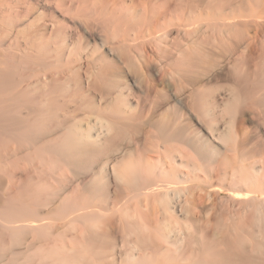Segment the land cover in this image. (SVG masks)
<instances>
[{
	"label": "rangeland",
	"instance_id": "1",
	"mask_svg": "<svg viewBox=\"0 0 264 264\" xmlns=\"http://www.w3.org/2000/svg\"><path fill=\"white\" fill-rule=\"evenodd\" d=\"M55 1L54 6L43 4L42 8L47 15L44 20L46 22L43 24L50 26V22L47 23V21L52 16V22L59 28L56 39L57 52H55L56 47L52 45L49 55H41L44 60L43 64L19 63L17 71L22 73L23 80L17 84L12 83L11 88L0 93V105H12L15 114L34 119L32 117L34 113L28 114L23 100L14 103L7 99L20 91H28L30 100L35 97L33 106L37 107V101H40L41 108L55 107L53 109L56 110L57 115L56 120L47 122L48 125H53L52 129L49 128L51 132L46 133L39 139V142L33 144H24L10 133H0V210H3L8 203L11 204L10 198L16 199L17 201H12V199L11 201L13 204L19 202L18 206H21V203L26 204V208L32 206L34 207L32 210L28 209L32 211L31 215L29 211L25 210L26 208L24 214H27L26 217L30 216L29 218L35 222L38 220L34 223H39L41 228V235L39 233L35 237H28L30 235L28 233L25 243L27 246H23L26 256L24 254L25 257L20 258L21 261L26 264L28 261L30 264H92V262L93 264L94 262L98 264H136L135 262L140 257L139 260L146 258V262L150 261L147 264H187L188 262V264H193L192 259L194 261L210 260L209 253H215L214 251L218 247H220L219 250L224 249L227 245L224 240L230 238L231 246L234 244L232 241H235L232 248L234 252L238 251L237 248L236 250L234 248L241 245V248L238 247V249L245 251L252 264H264V196H255V194L248 196L245 186L243 193L229 195L231 193L230 186L234 182L238 183V178L241 176L242 179L248 178L250 175H256L252 178H258L264 174V87L257 88L254 82V79L258 77L257 69L264 63V35L259 33L253 38L243 57L244 53L238 51L233 55L230 51L231 55L228 54V51L220 50V52L222 51L220 53V48L216 49L213 42H210L213 40L215 43L222 37L221 31L226 29L224 27L228 23H233L235 27L236 23L244 17L239 14L245 10L250 13L252 8V15L247 16L248 21L264 23V13L253 14L257 8H263L264 0H231V2L229 0V2L227 0H166L172 13L169 10L164 20H159L160 25L151 28L148 27V22L143 21L149 16L151 6L145 0ZM162 1L157 0V5ZM224 3H231L232 6H225ZM243 3L246 8L236 7L242 6ZM223 6L226 7L224 11ZM229 8L231 10H228ZM229 13L236 14L228 16ZM5 28L3 24H0V41L9 43V38L5 34L3 35ZM254 30L251 26L248 30L246 29V32L253 36ZM233 32V29L228 30V33L233 34ZM163 37H166L165 41ZM228 37H232V35ZM46 39L47 37L44 38L45 41ZM23 43L20 41L19 44ZM195 44L196 46L193 47L198 46L196 49H200L199 51L206 55L202 61L204 64L200 62L199 69L183 71L182 78L184 79H180V82L184 81L180 83L176 79V82L172 79V76H177L174 73L176 65L183 64L184 61L181 62V59L185 60L186 58L185 56L184 58L181 56V58L180 55L188 53L192 49L191 46ZM10 45L12 51L10 53L15 56L19 50L11 40ZM188 45L190 49L187 47ZM199 45L203 50L199 48ZM33 49H35L34 46ZM1 50L0 47V61H7L9 57H6L5 51ZM179 50L183 53L180 54ZM24 51L34 56L31 49L24 48ZM133 51L136 54L142 53V58L140 57L143 59L142 63L137 59H132L134 60L132 61L133 66L127 67L122 64L120 54L132 55ZM247 56L249 59L246 63L242 58L246 60ZM105 59L109 63H106ZM237 61L241 64V66L238 64L240 73L249 76V82H242V85H239L241 83L234 74V70L237 69H234ZM55 69H58L57 72ZM107 70H111L110 75L114 74L113 77L111 76L112 79L106 80L102 77L103 74H100ZM136 75L139 77L137 78ZM45 76H50V79H44ZM178 76L177 78H180ZM55 82L57 83L54 84ZM137 83L139 84L137 85ZM143 83L145 84L142 85ZM194 83L196 87L198 86V91L200 90L203 94V107L196 103L197 106L195 98L194 100L192 98L190 91L193 86L195 87ZM115 85L116 87H112ZM119 89L124 96L121 103H116L115 95ZM108 91L111 93L109 94ZM115 91L117 92L115 93ZM118 108L125 110L126 115L131 116V119L128 120L125 116L124 121L134 127L135 133L132 137L137 141L134 144L137 146H132V156L128 153L122 154L117 159V163L122 164L126 160L138 163L141 157L145 158L146 164L155 165L157 174L159 171L166 173L162 182L169 185L167 190L169 196H159L158 191H151L147 196L114 194V188L122 186L121 183L111 184L110 195L105 196L102 200H100L101 196H86L82 188L96 175L89 170L91 173L86 171L75 176V172H71L73 170L71 166L66 163L64 165L63 160L57 159L58 157H55L53 153L43 151L49 141L64 139L65 134H73L77 128L91 131L93 137L96 136L99 132V120L115 122L117 119L118 121L123 119V115L115 113H121ZM42 119L41 117L40 120L42 121ZM159 119L166 121L169 131H176L180 135L166 143L168 145L165 148H163L162 140L157 139L156 141L153 134L150 133L153 128L150 127V123L153 125ZM210 123L216 130L215 132L211 127L212 131L214 130L213 136L212 131L209 130ZM67 131L68 133H66ZM153 131L151 132L155 134ZM179 131L181 133L184 131L185 134L181 135ZM102 135L101 133L100 139H102ZM226 136L230 138L228 143H226V139H228ZM193 137L203 143L209 142L210 145L215 146L214 148L218 152L216 154L223 153L225 159H217L213 164L206 165L207 167L199 166L198 161H192L187 155L189 153L182 151V147L186 149L187 146L190 150L195 151L191 144ZM221 137H224L225 140L223 141ZM153 138L154 140H152ZM227 146L234 147V151L226 150ZM171 156L175 160L174 162L171 161ZM99 163L93 164L96 167L94 170L98 169ZM61 178L64 179V183L61 182ZM41 187H43L42 190ZM63 187L65 192L61 189ZM176 188L183 191L181 196L173 195ZM73 189L74 191H72ZM220 189H223L221 194L218 193ZM50 190L64 193L61 196H47L51 192ZM189 191L191 195L206 194L202 197L197 196V199L195 196L196 202L189 199L190 197L194 200ZM45 194L47 195L45 196ZM66 199H70V201L68 200V202ZM185 199H187V204ZM62 200H66L71 206L68 207L69 209L64 208L66 211L60 209ZM59 211L61 215L58 213ZM144 225L148 226L147 231H145ZM150 230L152 233L149 232ZM92 231L93 234L95 233L94 235ZM88 235H93L91 239L95 241L98 238V241L96 239L97 242H91L90 238L88 240L90 237ZM143 235L146 239V241L143 239L144 243L140 242ZM146 236L150 238L149 241ZM165 236H168L170 240L167 238L169 240L167 241ZM152 239L157 241L153 242ZM176 239L177 241H175ZM89 242L91 244H88ZM158 242L162 243L158 245ZM171 242L173 245L169 244ZM236 242H238L237 246H235ZM152 243L154 246L151 245ZM28 244L31 245V248ZM143 244L146 245V249L142 248ZM141 245L140 249L138 246ZM135 247L138 248L135 250ZM140 250L145 251L142 253ZM75 251L79 253L80 257H76L77 261L73 258ZM132 251L135 258L130 261L129 253L131 254ZM33 252L34 254H32ZM200 253H204L202 254L204 256ZM30 256L34 258L33 261ZM205 256L207 257L205 258ZM26 258L29 260L26 261ZM139 264H143V262Z\"/></svg>",
	"mask_w": 264,
	"mask_h": 264
},
{
	"label": "bare ground",
	"instance_id": "2",
	"mask_svg": "<svg viewBox=\"0 0 264 264\" xmlns=\"http://www.w3.org/2000/svg\"><path fill=\"white\" fill-rule=\"evenodd\" d=\"M148 3L151 4L150 6V10H149V16L145 18V20H143L144 22H148V27L151 28L152 26H157L160 25V21L159 20H164L166 14H168L169 12V5L168 2H166V0H161L162 3H160L159 5H157V0H145ZM169 1V0H167ZM228 1V0H227ZM231 2V0H229ZM228 1V2H229ZM160 2V1H159ZM56 3L55 0H0V24H3L6 28L3 30V35L5 34V36H7L9 39V43L6 42H2L0 41V47L2 48V52H4V54L6 53V57H11L10 52L11 51V45H10V40L16 44L19 52H16L15 56L14 54H12L11 59L7 58V61H0V93L2 91H4L5 89L7 90L8 88H11L12 83L17 84L19 82H21L23 80L22 78V73H18L19 71H17V65L21 62L25 63H34L36 65H38V63L43 64L44 60L42 59L41 55H49L51 46L54 45L53 47H56L55 52H57V48L58 46H56V39H57V33L59 31V28L56 27V24H54L53 18L51 16V18L49 19L48 22H50V26H46L45 24H43V22L45 23L46 20L45 18L47 17L46 13H44V9L42 8L44 5L43 4H48V5H53ZM58 4V3H57ZM225 4V3H224ZM226 5H231V3H226ZM235 5V4H234ZM237 5V4H236ZM245 3H243V5H238L236 7L240 8V7H244L246 8V6H244ZM232 6V5H231ZM228 7V6H227ZM69 9V8H68ZM175 9V8H173ZM223 11L226 9V7H222ZM172 10V9H171ZM170 10V11H171ZM228 10H231L230 8ZM172 13V11H171ZM264 13V6L263 8H257L253 14L257 15V14H262ZM49 14V13H48ZM106 14V13H105ZM236 13H229L228 16L234 15ZM252 15V8L250 10V13L248 11H243L241 14H239L240 16H244L243 18H241V20H239L235 27L233 23H228L227 25H225L224 28L226 29H233L234 32L233 34L228 33V30H222L221 31V38L217 39L216 42L214 43V41L212 40V38L210 37V39L213 42V44L217 47L216 49H219L222 51H228V54L232 55L238 52L244 53L246 51V49L248 48V46L251 45L253 38L257 36V34L260 33V35H264L262 34L264 31V23L260 22V21H248L247 20V16L248 15ZM51 15V14H49ZM48 25V24H47ZM253 26L254 30V35L251 36L249 35L248 32H246V29L248 30L249 27ZM58 28V29H57ZM128 28H130L128 26ZM235 28V29H234ZM124 30V29H123ZM127 31V29H125ZM114 31V30H113ZM112 31V32H113ZM230 32V31H229ZM62 35V34H61ZM232 37H228V36ZM47 37L46 41L44 40V38ZM67 37V36H65ZM69 37V36H68ZM167 37V36H166ZM163 37L164 41L165 38ZM236 39H234V38ZM49 38V39H48ZM66 39V38H65ZM236 41H234V40ZM44 40V41H43ZM62 40V39H61ZM67 40V39H66ZM161 40V39H159ZM234 42H232V41ZM20 41H22V45H20ZM163 42V40H162ZM205 42V41H203ZM160 43V41H159ZM164 43V42H163ZM201 42H199L200 44ZM206 43V42H205ZM204 43V45H205ZM65 44V43H64ZM158 44V43H157ZM58 45V44H57ZM62 45V44H61ZM120 45V44H119ZM122 45V43H121ZM201 45H203V43H201ZM33 46L35 47V49H33ZM78 46V45H77ZM116 46V45H115ZM128 46V45H127ZM192 45V49L189 48V45L187 46L189 49V52L186 54H182L183 52L181 50H179L180 57L182 56L184 58V56L186 57L185 60L181 59L180 65L179 63H177L179 66L176 65V71H172L174 72L177 76L179 75L180 78H177V76H172V79H174L176 82L178 79L179 82L184 79L182 78V72L183 71H189V70H193L195 68L199 69V63L201 62V64H204L202 61L204 58V56H206L205 54L203 55L198 49L194 48ZM208 46V45H206ZM205 46V48H206ZM212 46V45H211ZM214 46V47H215ZM136 47V46H134ZM143 47V46H142ZM186 47V48H187ZM219 47V48H218ZM24 48H29L31 49V51L34 53V56H31V53L24 51ZM117 48V47H116ZM120 48V47H119ZM127 48V47H126ZM125 48V49H126ZM199 48L202 49V46L199 45ZM204 48V46H203ZM5 49V50H4ZM79 49V48H78ZM118 49V48H117ZM124 49V47H123ZM136 49V48H135ZM142 49V48H141ZM161 49V48H160ZM74 50V49H73ZM119 50V49H118ZM117 50V51H118ZM122 50V49H121ZM128 50V49H127ZM137 50V49H136ZM146 50V49H145ZM187 51V49H185ZM203 50V49H202ZM205 50V49H204ZM208 50V49H206ZM212 50V48H211ZM83 51V50H82ZM214 51V49H213ZM221 51V52H222ZM229 51L231 53H229ZM140 52V51H138ZM142 52V51H141ZM208 52V51H207ZM206 52V53H207ZM220 52V53H221ZM15 53V52H14ZM120 53V52H119ZM118 53V54H119ZM122 53V52H121ZM146 54V52H144ZM164 53V52H163ZM205 53V52H204ZM210 53V52H209ZM213 53V52H212ZM211 53V54H212ZM246 53V52H245ZM244 53L243 56H245L246 54ZM250 53V52H247ZM2 54V53H1ZM9 54V55H8ZM127 54V53H125ZM130 54V53H129ZM218 54V53H217ZM224 54V53H223ZM226 54V53H225ZM57 55V54H56ZM162 55V54H161ZM14 56V58H13ZM69 56V55H68ZM118 56V55H117ZM120 56H122L120 58V60L122 61V64L128 66H133V62L134 60H143L141 59L142 57V53H132V55H127L124 56L123 54ZM147 56V55H145ZM179 56V55H178ZM209 56V55H208ZM218 56V55H217ZM59 57V55L56 57ZM141 57V58H140ZM149 57V56H148ZM228 57V56H227ZM232 57V56H231ZM150 58V57H149ZM207 58V57H206ZM218 58V57H217ZM264 58V57H263ZM4 59V58H3ZM134 59V60H132ZM146 59V58H145ZM144 59V60H145ZM233 59V58H232ZM235 59V58H234ZM241 59V58H240ZM244 59V61L246 62L249 58L247 56V59L245 60V58H242V60ZM81 60V59H80ZM106 60V59H105ZM207 60V59H206ZM240 60V61H242ZM228 61V60H227ZM232 61V60H230ZM178 62V61H177ZM243 62V61H242ZM264 62V60H263ZM106 63H109V61ZM135 63V62H134ZM138 63V62H137ZM142 63V61H141ZM144 63V62H143ZM231 63V62H230ZM247 63V62H246ZM48 64V62H47ZM136 64V63H135ZM173 64V63H172ZM175 64V63H174ZM233 64H235L233 62ZM238 64H240L239 61H237V64H235V68L236 70H234V74L236 75L237 80L239 81V85H242L243 83H247L249 82V76L240 73L241 71H239V67ZM243 64V63H242ZM245 64V63H244ZM261 64V63H260ZM55 65V64H54ZM105 65V63H104ZM107 65V64H106ZM111 65V64H110ZM140 65V64H138ZM208 65V64H207ZM109 66V65H107ZM115 66V65H114ZM137 66V64H136ZM204 66V65H203ZM210 66V65H209ZM206 66V67H209ZM232 66V67H233ZM249 66V65H248ZM106 67V66H105ZM143 67V66H141ZM211 67V66H210ZM109 68H112L111 66H109ZM120 68V67H119ZM138 68V67H137ZM258 68V66H257ZM54 69V68H53ZM52 69V70H53ZM132 69V68H131ZM140 69V66H139ZM56 70V69H55ZM58 70V69H57ZM56 70V72H57ZM106 70V69H105ZM54 71V70H53ZM137 71V70H136ZM140 71V70H138ZM165 71V70H164ZM207 71V70H206ZM104 73H100L103 74V78L107 79H112L111 76L113 77L114 74L110 75L111 70L110 71H103ZM121 72V71H120ZM131 72V71H130ZM134 72V71H133ZM162 72V71H161ZM171 72V73H172ZM257 78L254 79L255 82V86L258 87H264V63L261 64V67L257 69ZM55 73V71H54ZM137 73V72H136ZM141 73V71H140ZM145 73V72H144ZM185 73V72H184ZM203 73V72H202ZM97 74V73H96ZM116 74V71H115ZM163 74V73H162ZM233 74V72H232ZM247 74V73H246ZM66 75V74H65ZM121 76V74H119ZM135 75V74H134ZM51 77L53 75H50ZM50 76H45L44 79H50ZM178 76V77H179ZM100 77V76H99ZM115 77V76H114ZM137 77V75H136ZM139 77V76H138ZM137 77V78H138ZM176 77V78H175ZM185 77V74H184ZM97 78V77H96ZM118 78V77H117ZM136 79V78H135ZM181 79V80H180ZM121 80V79H120ZM119 80V81H120ZM149 81V79H147ZM189 80V78H188ZM56 81V80H55ZM101 81V80H100ZM117 81V80H116ZM145 81V80H144ZM184 81V80H183ZM182 81V82H183ZM173 82V81H172ZM174 82V83H176ZM180 82V83H182ZM236 82V81H234ZM57 82H55L54 84H56ZM97 83V82H96ZM152 83V82H151ZM51 84H53L51 82ZM100 84V82H99ZM139 83H137L138 85ZM145 83H143L142 85H144ZM167 84V83H166ZM235 84V83H234ZM102 85V84H101ZM104 85V84H103ZM114 85V84H113ZM118 85V84H117ZM127 85V84H126ZM178 85V83H177ZM181 84H179V87ZM183 85V84H182ZM186 85V84H185ZM184 85V86H185ZM195 85V83H194ZM67 86V85H66ZM148 86V85H147ZM164 86V85H163ZM167 86V85H166ZM175 86V85H174ZM183 86V87H184ZM193 86V85H192ZM200 86V85H199ZM56 87V86H55ZM112 87H116L112 86ZM111 87V88H112ZM158 87V86H157ZM177 87V86H176ZM198 87V86H197ZM193 86L191 92L192 98L194 100L195 98V104L197 103L199 106L203 107V99H202V92H200V90L198 91V88ZM211 87V86H210ZM240 87V86H239ZM99 88V87H98ZM101 88V87H100ZM123 88V87H121ZM142 88V87H141ZM152 88V87H151ZM156 88V87H155ZM217 88V87H216ZM238 88V87H237ZM260 88V89H261ZM102 89V88H101ZM100 89V90H101ZM132 89V86H131ZM178 89V88H177ZM176 89V91H177ZM185 89V88H184ZM205 89V88H204ZM210 89V88H209ZM209 89H207L209 91ZM118 90V89H117ZM130 90V89H129ZM157 90V89H156ZM162 90V89H161ZM181 90V89H179ZM186 90V89H185ZM243 90V89H242ZM172 91V90H171ZM184 91V90H183ZM117 91H115L116 93ZM175 92V91H174ZM200 92V93H199ZM259 92V91H258ZM109 93V91H108ZM107 93V94H108ZM111 93V92H110ZM109 93V94H110ZM129 93V92H128ZM127 93V94H128ZM149 93V92H148ZM161 93V92H160ZM163 93V92H162ZM176 93V92H175ZM182 93V91H181ZM186 93V92H185ZM189 93V91H188ZM205 93V92H204ZM180 94V93H179ZM254 94V93H253ZM256 94V93H255ZM153 95V94H152ZM248 95V94H247ZM117 96H119L120 98H116ZM124 94L123 92L119 89V92H117V94L115 95V99L117 100V102H122V98H123ZM126 96V95H125ZM184 96V95H183ZM182 96V97H183ZM207 96V95H205ZM249 96V95H248ZM153 97V96H152ZM155 97V96H154ZM33 98V97H32ZM159 98V97H158ZM208 98V97H207ZM11 102L17 103L21 100H23L25 107L28 109V114L30 113H34L32 117H34V119H29L27 117H23L20 114H15L13 112L12 109V105H0V133L1 132H5V133H10L12 134L14 137H16L20 142L24 143V144H30V143H34V142H39L40 138L45 136L46 133L51 132L49 130L52 129L53 125H48L47 122L50 120H56L55 118H57L56 115V110L53 109L55 107H46V108H41V106L39 105L40 101H37L38 106L35 107L33 106V102L35 100L31 99L33 101L30 100L29 98V94L28 91H20L19 93L13 94L11 95L9 98ZM155 99V98H154ZM190 99V96H189ZM215 99V98H214ZM262 99V97H261ZM205 100V99H204ZM209 101V100H208ZM212 101V100H211ZM261 101V100H260ZM259 101V102H260ZM156 102V100H155ZM207 102V101H206ZM258 102V103H259ZM187 103V102H186ZM264 103V102H263ZM196 104V105H197ZM203 104V105H202ZM197 105V106H198ZM153 106V105H152ZM213 106V105H212ZM234 106V105H233ZM155 107V106H154ZM195 108V107H194ZM205 108V107H204ZM203 108V109H204ZM210 108V107H209ZM233 108V107H232ZM231 108V110H232ZM120 110L121 113L119 112H115L116 114H121L123 115V119L118 121V117L116 118L117 121H100L99 120V132L96 134V136L93 137V135L91 134V131H88L86 129H81V128H77L73 134H68L66 135L65 133V138L64 139H60V140H52L49 141L46 145V147L43 149V151L45 150V152H51L53 153V155H55V157H58L57 159L63 160L64 165L65 163L69 166H71L73 168V170L71 172H75V176L78 175V173H83V172H90L89 170L92 171L93 174H95V178L91 179L90 181L87 182V184H85L83 186V191H84V195L86 196H101L100 200H102L105 196H109L110 195V185L115 183L118 185V183H121L122 186H117L118 188H114V194L117 193L118 195H125V196H129L130 194H141L142 196H147V194L151 191H158L160 193L159 196H169L170 194L167 193V190L169 189V185L168 184H164L162 182L163 177H165L166 173L164 171H159L158 175L156 173V167L155 165H151V164H146L147 162H145V158H140V160H138V163H135L133 161H127L122 163V164H118V158L119 156L122 154H126L128 153L130 156H132V146L134 144L137 143V141H135V139L133 140V134L135 133V129L134 127H131V125L128 124V122L124 121L125 120V116L127 117L126 120H128L131 116H129L128 114L126 115L125 110H122L120 108H118ZM200 109V108H199ZM205 110V109H204ZM208 109H206L207 111ZM230 110V109H229ZM114 111V110H113ZM209 111V110H208ZM203 112V110H202ZM43 118L42 121L40 120L41 117H39L40 115ZM129 116V117H128ZM137 117V116H136ZM203 117V116H202ZM213 118V117H212ZM131 119V118H130ZM141 119V118H140ZM201 119V117H200ZM216 119V118H215ZM112 120V119H111ZM218 120V119H217ZM234 120V119H233ZM45 121V123H44ZM202 121V120H201ZM204 121V120H203ZM97 122V121H96ZM214 122V121H213ZM211 122V123H213ZM226 122V121H225ZM231 122V121H230ZM131 123V122H130ZM133 123V121H132ZM154 123V122H153ZM209 124L211 126L209 130L212 131V128L215 130L214 127H212V124ZM216 123V122H215ZM207 125V124H206ZM228 125V124H227ZM56 126V125H55ZM136 126V125H135ZM208 126V125H207ZM225 126V125H224ZM80 127V126H79ZM150 127L152 128V130H154L153 132H155L156 136L154 133H152L151 130L150 133L153 134L154 138L156 139H161L163 142V148L166 147V143L170 142L171 140H173V138H176L177 136L179 137L180 135H178V133H176V131H169L168 126L166 124V121H164L163 119H159L157 120V122H155L153 125H151L150 123ZM208 127V128H209ZM212 127V128H211ZM219 127V126H218ZM67 128V127H66ZM136 128V127H135ZM207 128V127H206ZM141 129V128H140ZM71 130V129H70ZM69 130V131H70ZM138 130V129H137ZM214 130L212 131V136L214 135ZM149 132V131H147ZM216 132V130H215ZM68 133V131L66 132ZM71 133V131L69 132ZM101 133L103 134L102 139H100V135ZM179 133L185 134L184 131L183 133H181V131H179ZM151 134L150 137H151ZM188 134V133H187ZM190 135V132H189ZM211 135V133H210ZM186 136V135H185ZM225 136V135H224ZM191 137V136H190ZM60 138H63L60 136ZM136 138V137H135ZM149 138V137H148ZM154 138L152 140H154ZM186 138V137H185ZM223 141L225 140L224 137ZM226 143H228L227 141L230 140L229 137L226 136ZM59 139V138H58ZM137 139V138H136ZM188 139V138H187ZM233 139V138H231ZM221 140V139H220ZM155 141V142H156ZM179 141V140H177ZM205 141V140H204ZM187 142V141H186ZM193 142V143H192ZM192 147L195 151L190 150L188 148L183 149L185 147H182V151H184L185 153H189L187 154L192 161H198L199 162V166L201 165H208V164H213L214 161H216L217 159L220 160H224L225 156L223 153H220L219 155L216 154L217 150L208 143H203L202 141H199L196 138H192ZM183 144V143H182ZM154 145H156V143H154ZM184 145V144H183ZM222 145V144H221ZM137 146V145H136ZM134 145V147H136ZM185 146V145H184ZM190 147V146H189ZM226 150H233L234 151V147H225ZM137 149V148H136ZM220 149V148H219ZM224 150V151H226ZM220 151V150H219ZM218 153V152H217ZM227 153V152H226ZM217 155V156H216ZM103 157V158H101ZM168 157V156H167ZM219 157V158H218ZM101 158V159H100ZM100 159V160H99ZM171 161H175L173 159V157L171 156ZM99 160V161H98ZM227 160V159H226ZM98 161V162H96ZM100 162V163H99ZM99 163V167L97 170H94V165L93 164ZM98 166V165H97ZM60 167V166H59ZM195 167V166H194ZM207 167V166H206ZM68 168V167H67ZM96 169V167H95ZM70 170V169H69ZM94 171V172H93ZM91 173V172H90ZM89 174V173H88ZM91 174V175H93ZM259 174V172H258ZM261 174V173H260ZM252 176H256V175H250L248 178L244 177V179L238 178L239 182H234L229 190H230V194L231 196H234L233 194H240L243 193L244 190V186L246 188V194L248 196L255 194V196H264V174H262L261 176L254 177L252 178ZM62 179V183H64V179ZM58 182V181H57ZM64 185V184H63ZM61 185V186H63ZM43 189V187H41V190ZM48 189V188H47ZM63 189V191L65 190L64 187L61 188ZM45 190V188H44ZM52 190V189H51ZM50 190V191H51ZM58 190H60V188L58 187ZM58 190H53L51 191L48 195L45 194V196H61V194H63L61 191ZM76 190V189H75ZM223 189H220V191H218V193H222ZM74 191V189L72 190ZM82 191V192H83ZM46 192V191H45ZM60 192V194H59ZM48 193V192H46ZM183 193L182 190H177L174 189L173 191V195L175 196H181V194ZM190 195L191 192L189 191ZM59 194V195H58ZM72 194V193H71ZM82 194V193H81ZM206 193L204 194H192L191 196L193 197L194 200H192V198L189 197V199H191V201H196L195 198L197 199L198 197H202L205 196ZM36 195V194H35ZM82 195V196H84ZM38 196V194L36 195ZM40 196V195H39ZM69 196V195H68ZM71 196H76V195H71ZM188 197V195H185ZM196 196V197H195ZM209 196V193H208ZM186 197V198H187ZM195 197V198H194ZM163 198V197H162ZM180 198V197H179ZM10 198V202L11 204L8 205L3 209L0 210V264H26L24 261H21L20 258H24L26 256L25 251L23 250V248L27 245H25V243L27 242V236L30 237H35L36 235H39V233L41 232V228L39 223L35 224L38 220H32V218L30 219L29 217H26L27 214H24L25 210H27V212L29 211L28 209H33L34 207L30 206L29 208H26V204L21 203L22 205L19 207L17 202V206L16 204H13L12 201H17L16 199H12ZM72 199V198H71ZM184 199V198H183ZM200 199V198H198ZM262 199V197H261ZM37 200V199H36ZM67 200V199H66ZM62 200V204H60L61 206H58L60 209H66V208H70L71 206H69L68 202L70 201V199H68L66 202ZM72 201V200H71ZM91 201V200H90ZM186 204H187V199H185ZM202 201V200H200ZM36 202V201H35ZM61 202V201H60ZM197 202V201H196ZM160 203V202H159ZM72 204V202H71ZM70 204V205H71ZM193 204V202H192ZM195 204V202H194ZM34 206V205H33ZM37 206V205H36ZM194 206V205H192ZM257 206L259 207V205L257 204ZM23 207V208H21ZM28 207V204H27ZM182 207V206H181ZM185 208V206H183ZM257 207V208H258ZM26 208V209H25ZM68 208V209H69ZM1 209V208H0ZM25 209V210H24ZM64 209V211H66ZM67 209V210H68ZM194 210V208H192ZM30 210V211H31ZM29 214L32 213V211ZM34 211V210H33ZM36 211V210H35ZM38 211V210H37ZM193 212V211H191ZM190 212V213H191ZM196 212V210L194 211V213ZM60 213V211L58 212ZM64 213V212H63ZM196 214V213H195ZM31 215V214H30ZM61 215V213H60ZM143 215V214H142ZM141 215V216H142ZM33 216V215H32ZM144 216V215H143ZM142 216V217H143ZM151 216V215H149ZM29 218V219H28ZM35 219V218H34ZM146 219V218H145ZM33 221V223H32ZM35 222V223H34ZM108 223V222H106ZM144 223V222H143ZM142 223V224H143ZM113 224V223H112ZM106 225V224H105ZM105 225L103 226V228L105 227ZM186 225V224H185ZM188 225V224H187ZM108 226V225H107ZM94 227V226H93ZM99 227V226H98ZM264 227V226H263ZM100 228V227H99ZM140 228V227H139ZM143 228V227H142ZM184 228V226H183ZM187 228V227H186ZM194 228V227H193ZM138 229V227H137ZM144 229L145 231L148 230V226L144 225ZM191 229V228H190ZM223 229V228H222ZM90 230V229H89ZM96 230V229H95ZM136 230V229H135ZM141 230V229H140ZM139 230V231H140ZM134 231V230H133ZM137 231V230H136ZM144 231V230H143ZM144 231V232H145ZM229 231V230H228ZM99 232V231H98ZM97 232V233H98ZM135 232V231H134ZM141 232V233H144ZM149 232L152 233V231L150 230ZM154 232V231H153ZM159 232V231H158ZM196 232V230H195ZM29 233V234H28ZM132 233V232H131ZM155 233V232H154ZM153 233V235H154ZM168 233V232H166ZM188 233V232H187ZM93 234V231H92ZM95 234V233H94ZM93 234V235H94ZM156 234V233H155ZM170 235V233H168ZM41 235V233H40ZM84 235V233H83ZM93 235L88 237V240L90 238L91 242H95L96 239L98 241V238H94L95 241L91 238H93ZM101 235V234H99ZM137 235V233H136ZM135 235V236H136ZM148 235V234H147ZM224 235V234H223ZM98 236V235H97ZM96 236V237H97ZM155 236V235H154ZM157 239L159 237L158 233H157ZM95 237V236H94ZM130 237V236H129ZM139 237V235H138ZM147 237V236H146ZM166 237V236H165ZM164 238V241L167 242L170 240V238L167 236L166 240ZM218 237V236H217ZM225 237V236H224ZM109 238V237H108ZM152 238V237H151ZM169 238V240L167 239ZM220 238V237H219ZM83 239V238H82ZM85 239V238H84ZM144 239V235L141 239L140 242H143ZM150 238L147 237V240L149 241ZM162 239V237H161ZM216 239V238H215ZM225 239V238H224ZM29 240V239H28ZM87 240V241H88ZM93 240V241H92ZM103 240V239H102ZM140 240V239H139ZM156 240V239H155ZM154 240V241H155ZM218 240V239H217ZM230 238L229 239H225L224 242L227 243V245H225L226 247L224 249H218L216 248V250L214 251L215 253H209L210 255V260L204 259L202 260H197L194 261L191 257V261L193 264H252L250 262V259L247 257V255L245 254L244 250L238 249L241 248V245L238 247H235L234 249L236 250L237 248V252H234L232 250L235 241L232 243L231 246V242H230ZM234 240V239H233ZM86 241V242H87ZM96 241V242H97ZM129 241V240H128ZM133 241V240H132ZM136 241V240H135ZM144 241H146V239H144ZM153 241V239H152ZM150 240V242H152ZM153 241V242H154ZM157 241V240H156ZM163 241V240H162ZM163 241V242H164ZM173 241V240H171ZM177 241V239L175 240ZM219 241V240H218ZM214 242H216L214 240ZM28 243H30L28 241ZM136 243V242H135ZM147 243V242H146ZM145 243V244H146ZM159 243V242H158ZM162 243V242H161ZM161 243H159L158 245H160ZM173 242L169 243L172 244ZM175 243V242H174ZM222 243V242H221ZM220 243V245H221ZM32 244V243H30ZM28 244L31 248V245ZM87 244V243H86ZM88 244H91L90 242ZM93 244V243H92ZM134 244V243H133ZM143 244L144 246H138L144 249H146V245ZM166 244V243H165ZM176 244H178V242H176ZM207 244V243H206ZM212 244V243H210ZM224 244V243H223ZM238 242H236L237 246ZM102 245V244H101ZM151 245L154 246V243H152ZM163 245V244H162ZM173 245V244H172ZM24 246V247H23ZM137 246V245H135ZM150 246V245H148ZM147 246V247H148ZM155 246H157L155 244ZM177 247V245H174ZM208 246V244H207ZM222 246V245H221ZM34 247V246H33ZM135 247V250L136 248ZM160 247V246H159ZM35 248V247H34ZM87 248V247H86ZM98 248V247H97ZM100 248V247H99ZM133 248V246H132ZM156 248V247H155ZM205 248V246H204ZM207 248V247H206ZM214 248V249H215ZM223 248V247H222ZM26 249V248H25ZM78 249V248H77ZM96 249V248H95ZM202 249V248H201ZM218 249V250H217ZM33 251V248L31 249ZM37 250V249H35ZM34 250V252H35ZM134 250V248H133ZM200 250V249H199ZM204 250V249H203ZM210 250V249H208ZM213 250V249H212ZM142 251V250H140ZM145 251V250H143ZM142 251V253H143ZM201 251V250H200ZM211 251V250H210ZM34 252L32 254H34ZM38 252V251H37ZM40 252V251H39ZM147 252V251H146ZM207 252V251H206ZM28 253V252H27ZM133 251L131 252L130 255V261L133 260V258H135V254H132ZM148 253V252H147ZM264 253V252H263ZM25 254V256H24ZM52 254V253H51ZM54 254V253H53ZM77 254V255H76ZM201 254V253H200ZM204 254V253H202ZM201 254V255H202ZM28 255H30L28 253ZM101 255V254H100ZM200 255V257H201ZM206 255V254H205ZM208 255V253H207ZM35 256V255H32ZM39 256V255H38ZM56 256V255H54ZM92 256V255H91ZM190 256V255H189ZM199 256V255H198ZM204 256V255H202ZM29 257V256H28ZM31 257V256H30ZM76 257H79V253L75 251V257H73L76 260ZM90 257V256H89ZM141 257H144L143 255H141ZM207 256H205L206 258ZM209 257V256H208ZM80 258V257H79ZM84 258V257H83ZM139 259H141L140 257H138ZM198 258V257H197ZM202 258V257H201ZM34 259L31 257V260ZM71 259V258H70ZM137 259V257H136ZM135 259V260H136ZM138 261H134L136 264H139L140 262H143L147 260L146 258H143V260H139ZM186 259V258H185ZM199 259V258H198ZM29 258H26V261H28ZM90 260H92V258H90ZM150 260V259H149ZM33 261V260H32ZM79 261V260H78ZM93 261V260H92ZM190 261V262H191ZM252 261V260H251ZM262 261V260H261ZM37 262V261H36ZM39 262V261H38ZM64 262V261H63ZM71 262V261H70ZM87 262V261H86ZM133 262V261H132ZM133 262V263H134ZM146 262V261H145ZM150 262V261H149ZM146 262L145 264L149 263ZM264 262V261H263ZM28 264H30V261L27 262ZM32 263V262H31ZM43 263V262H41ZM61 263V262H60ZM76 263V262H74ZM79 263V262H78ZM131 263V262H130ZM189 263V262H188ZM187 263V264H188ZM33 264V263H32ZM35 264V263H34ZM40 264V263H39ZM58 264V263H57ZM91 264V263H89ZM93 264V262H92ZM94 264H98L95 263ZM191 264V263H190Z\"/></svg>",
	"mask_w": 264,
	"mask_h": 264
}]
</instances>
